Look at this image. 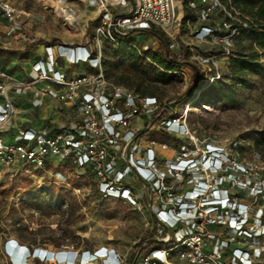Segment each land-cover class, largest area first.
<instances>
[{
	"label": "rangeland",
	"instance_id": "1",
	"mask_svg": "<svg viewBox=\"0 0 264 264\" xmlns=\"http://www.w3.org/2000/svg\"><path fill=\"white\" fill-rule=\"evenodd\" d=\"M232 3L230 0L223 5L226 12L236 17L242 15L251 21ZM178 6L182 8V0ZM58 12H63L69 22ZM191 16L196 17L195 9L188 10V18L183 23L181 15L175 35L164 38L173 55L182 52L185 62L199 72V88L184 95L191 71L187 66H180L171 73L174 77L166 84H143L142 89L147 95L141 96L153 94L156 105L160 106L158 110L164 106L172 112V117H181V132H166L155 114L135 116L129 123L134 132V157L144 159L146 150H151L155 168L164 172L162 181L149 186L126 171L125 184L136 200V206H131L120 199L103 198L97 192L92 175L77 168L70 160H55L40 169L23 165L0 168V264H15L4 251L9 239L28 251L40 248L54 254H84L105 248L112 251L116 264H138L149 251L145 252L149 240L160 245V238L169 235L157 225L156 211L172 204V197H182L199 177L204 176L193 171L171 176L166 173L167 164L185 154L188 158H196L198 166L202 157L207 155L208 145L217 147L226 158L221 172L227 174L236 166L247 170V174L234 173L235 184L241 180L245 182L243 190L229 189V192L235 201L247 205L251 217L249 228L256 236L255 242L249 241V244L253 248L259 247L257 236L264 232V149L257 142L264 135V54H259L261 67L248 73L241 87L230 90V62L238 52L249 53V34L237 36L232 41L230 56L223 58L213 40L193 39V32L199 24L189 18ZM224 16L222 9H215L210 14V23H220ZM97 18L91 0H0V72L15 82H29L36 77L31 71L32 64H45V48H50L53 65L66 77L90 73L86 64L69 65V59L58 54V47L74 48L87 42L90 49L99 50L101 56L104 42L97 45L91 41ZM130 43L140 53H156L158 49L157 41L143 34L131 36ZM29 44L33 47L22 55L3 52L21 51ZM214 55L217 56L213 59L216 68L209 60ZM216 75L219 81L211 82L210 78ZM103 79L109 84L102 89L107 93H111L113 87L140 96L113 80ZM59 91V86L45 80L25 91L10 90L7 96L13 104V115L0 137L10 140L16 129L48 127L71 130L81 123L77 99L63 103L56 98ZM89 91L92 96L97 95L92 89ZM83 93L80 90L78 98ZM181 98L185 100L180 101ZM176 100L177 103L169 107ZM116 104L120 110L124 109L121 99L116 100ZM124 131L120 129L119 134ZM142 132L145 133L140 136ZM121 146L114 150L119 159L111 163L113 171H124L125 168L120 156ZM259 182L263 185L262 193L254 194L251 187ZM119 259L122 262L119 263ZM171 261L179 264L174 256ZM23 262L31 264L30 258L23 259ZM96 264L108 263L97 261Z\"/></svg>",
	"mask_w": 264,
	"mask_h": 264
},
{
	"label": "built area",
	"instance_id": "2",
	"mask_svg": "<svg viewBox=\"0 0 264 264\" xmlns=\"http://www.w3.org/2000/svg\"><path fill=\"white\" fill-rule=\"evenodd\" d=\"M91 1L96 17L99 16L91 38L97 45L100 41L114 44L113 35L125 36L129 32L142 34L143 30L149 28L161 32L163 36L172 37L177 33L182 15L179 0ZM227 1L230 0L187 2L189 8L195 9V20L199 24L193 32V39L213 40L223 58L230 56L232 41L248 28L249 22L242 15L236 17L226 12V6L223 5ZM215 9L225 12L224 20L217 24L210 23V14ZM58 13L69 22L63 12ZM50 51V48H45V64H32L31 71L36 77L29 82H15L0 72V132L9 124L13 115V104L7 96L8 92L12 89L25 91L40 80L61 88L56 93L59 101L69 103L77 99L82 121L71 130L48 127L16 129L10 140L0 137V168L23 165L40 169L55 160H70L77 168L92 175L97 192L103 198L120 199L136 206V200L125 184V177L132 172L137 180L150 186L162 181L164 172L155 168L151 150H146L144 159L134 157V132L129 128V123L135 116L156 114L160 106L156 105L153 97L132 95L112 86V94L102 90L109 84L102 76L101 56L99 50L92 51L87 42L74 48L58 47V54L69 59V65L86 64L93 70L83 75L66 77L59 72L52 63ZM216 58V55L209 58L214 68L216 65L213 59ZM218 79L217 75L210 78L211 82ZM90 89L97 95L92 96ZM80 90L84 93L78 98ZM118 99L123 102V110L116 104ZM160 123L166 132L179 133L183 120L181 117H171ZM120 129H125L121 135ZM118 145H122L120 156L124 160V171L111 169V163L119 159L114 151ZM218 151L219 154H216ZM206 153L198 166L196 158H188L185 154L178 155L175 162L167 164L166 173L171 176H182L189 171L203 173L204 176L199 177L182 197H172V204L156 211L157 225L169 235L160 238V245L143 255L138 264H173L172 256L179 264H264V232L257 236L259 247L253 248L249 241L255 242L256 236L249 228L251 217L248 207L235 201L232 192H229V189L236 192L243 190L245 182L241 180L235 184L234 173L247 174V170L243 166H236V169L225 174L221 171L226 158L220 150L208 145ZM126 171L128 174L125 175ZM262 186L260 182L255 183L251 191L261 194ZM5 243L6 256L20 261L24 254L18 253H23L26 248L13 239ZM237 243L239 246H236ZM109 252V249L100 248L91 253L75 254L73 264H96L97 261L113 264V254ZM69 256L42 253L38 259L33 258L31 264H65L56 260L64 261Z\"/></svg>",
	"mask_w": 264,
	"mask_h": 264
},
{
	"label": "trees",
	"instance_id": "3",
	"mask_svg": "<svg viewBox=\"0 0 264 264\" xmlns=\"http://www.w3.org/2000/svg\"><path fill=\"white\" fill-rule=\"evenodd\" d=\"M187 2L188 0H182L181 23L188 18V10L190 8L187 6ZM232 5L251 18V21L248 22V28L242 32L249 34L250 51L245 54L242 49L243 51L238 52L236 57L231 60L229 66L231 74V85L229 88L230 90H235L243 85L242 81L248 73H252L256 68L261 67L259 54H264V0H233ZM189 18L195 19L196 17L191 16ZM141 33L157 41V52H137L130 43V38L135 35V32H129L125 36L113 35L114 44L105 42V47L102 49L100 57L101 72L105 79L113 80L114 83L123 86L126 90L143 96L147 95L142 89L143 84L146 82L166 84L174 77L171 76V73L176 72L180 66H187L191 71V78L188 83V86H192L190 91L199 88V72L185 62L182 52L175 56L169 51L161 32L149 28ZM32 47L33 44H29L21 51L3 52L18 56L29 51ZM88 70L90 72L93 71L91 68H88ZM217 81L219 80L215 82ZM148 95L155 98L151 93ZM184 100V98L180 99V101ZM171 113L170 110L163 106L157 111L155 118L157 117L156 120L161 122L171 118ZM145 132H142L140 136ZM257 145L264 149V135L258 140ZM144 241L143 239L142 242ZM149 241L151 242L146 245L145 252L159 245L158 242ZM137 245L139 246L140 243Z\"/></svg>",
	"mask_w": 264,
	"mask_h": 264
},
{
	"label": "clouds",
	"instance_id": "4",
	"mask_svg": "<svg viewBox=\"0 0 264 264\" xmlns=\"http://www.w3.org/2000/svg\"><path fill=\"white\" fill-rule=\"evenodd\" d=\"M7 254V253H5ZM24 255H22L20 257V261H17L14 257H8V258H11L13 259V261L15 262V264H24L23 262V259H27V258H30V260H32L33 258H39V254H42V250H36V249H33V250H30L28 251L27 249L24 250V252L22 253ZM57 254H70V256L68 258H65L64 260V263L65 264H73L76 256L75 254H77L76 252H63V253H57ZM108 254H112L111 252H109ZM117 261L116 259L113 258V264H116Z\"/></svg>",
	"mask_w": 264,
	"mask_h": 264
},
{
	"label": "water",
	"instance_id": "5",
	"mask_svg": "<svg viewBox=\"0 0 264 264\" xmlns=\"http://www.w3.org/2000/svg\"><path fill=\"white\" fill-rule=\"evenodd\" d=\"M191 87H192V86H189V87H188V89H187V91H186V93H185L184 95H186V94H188V93L190 92ZM175 103H177V100L174 101V102H172L171 104H169V107H172Z\"/></svg>",
	"mask_w": 264,
	"mask_h": 264
},
{
	"label": "bare ground",
	"instance_id": "6",
	"mask_svg": "<svg viewBox=\"0 0 264 264\" xmlns=\"http://www.w3.org/2000/svg\"><path fill=\"white\" fill-rule=\"evenodd\" d=\"M178 15H179V12H178ZM72 18H69V20L71 21ZM37 249H40V248H37ZM42 250V249H41ZM43 254H54V253H47L45 252V250L42 251ZM58 263H61V262H64V261H58L56 260Z\"/></svg>",
	"mask_w": 264,
	"mask_h": 264
},
{
	"label": "crops",
	"instance_id": "7",
	"mask_svg": "<svg viewBox=\"0 0 264 264\" xmlns=\"http://www.w3.org/2000/svg\"><path fill=\"white\" fill-rule=\"evenodd\" d=\"M18 254H22V252H20V251H19V253H18Z\"/></svg>",
	"mask_w": 264,
	"mask_h": 264
}]
</instances>
